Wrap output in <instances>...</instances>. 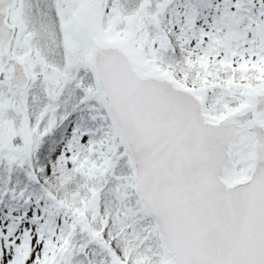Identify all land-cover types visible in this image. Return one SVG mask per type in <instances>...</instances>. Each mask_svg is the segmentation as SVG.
<instances>
[{
    "label": "snow or ice",
    "instance_id": "6c2138e0",
    "mask_svg": "<svg viewBox=\"0 0 264 264\" xmlns=\"http://www.w3.org/2000/svg\"><path fill=\"white\" fill-rule=\"evenodd\" d=\"M0 264H264V0H0Z\"/></svg>",
    "mask_w": 264,
    "mask_h": 264
}]
</instances>
